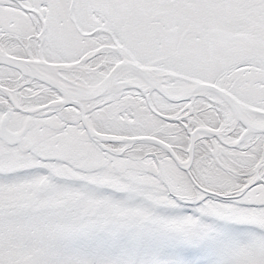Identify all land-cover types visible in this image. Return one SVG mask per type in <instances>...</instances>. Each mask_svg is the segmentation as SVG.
<instances>
[{
	"label": "snow or ice",
	"instance_id": "6c2138e0",
	"mask_svg": "<svg viewBox=\"0 0 264 264\" xmlns=\"http://www.w3.org/2000/svg\"><path fill=\"white\" fill-rule=\"evenodd\" d=\"M0 264H264V0H0Z\"/></svg>",
	"mask_w": 264,
	"mask_h": 264
}]
</instances>
